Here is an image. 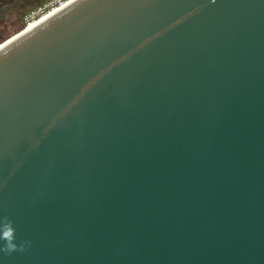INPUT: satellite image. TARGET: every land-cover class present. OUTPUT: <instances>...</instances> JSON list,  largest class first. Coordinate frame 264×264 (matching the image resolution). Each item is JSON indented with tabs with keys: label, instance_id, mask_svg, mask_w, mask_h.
Masks as SVG:
<instances>
[{
	"label": "water",
	"instance_id": "95a60500",
	"mask_svg": "<svg viewBox=\"0 0 264 264\" xmlns=\"http://www.w3.org/2000/svg\"><path fill=\"white\" fill-rule=\"evenodd\" d=\"M5 217L0 264H264V0H75L0 48Z\"/></svg>",
	"mask_w": 264,
	"mask_h": 264
},
{
	"label": "rangeland",
	"instance_id": "374dc122",
	"mask_svg": "<svg viewBox=\"0 0 264 264\" xmlns=\"http://www.w3.org/2000/svg\"><path fill=\"white\" fill-rule=\"evenodd\" d=\"M49 1L50 0H0V43L18 32L24 31L25 15Z\"/></svg>",
	"mask_w": 264,
	"mask_h": 264
},
{
	"label": "clouds",
	"instance_id": "9594fccd",
	"mask_svg": "<svg viewBox=\"0 0 264 264\" xmlns=\"http://www.w3.org/2000/svg\"><path fill=\"white\" fill-rule=\"evenodd\" d=\"M0 241L4 242V245L2 248H0V251L8 254L15 251H23L24 244L27 243V241L20 245L16 243V229L13 226V222L7 217L0 221Z\"/></svg>",
	"mask_w": 264,
	"mask_h": 264
},
{
	"label": "built area",
	"instance_id": "2783aa9c",
	"mask_svg": "<svg viewBox=\"0 0 264 264\" xmlns=\"http://www.w3.org/2000/svg\"><path fill=\"white\" fill-rule=\"evenodd\" d=\"M69 0H50L42 6H39L37 9L32 10L30 13L25 15V27L31 25L36 20H39L44 14L50 11L54 6L62 4Z\"/></svg>",
	"mask_w": 264,
	"mask_h": 264
},
{
	"label": "bare ground",
	"instance_id": "6f19581e",
	"mask_svg": "<svg viewBox=\"0 0 264 264\" xmlns=\"http://www.w3.org/2000/svg\"><path fill=\"white\" fill-rule=\"evenodd\" d=\"M74 1L75 0H69L67 2L62 3L61 5L58 4V5L54 6L52 9H50L49 12H47L46 14H44L39 20H36L31 25L25 27L24 31H22L21 33H19V35H17V36H21L22 34H25L29 30H31L32 28H34L35 26H37L38 24H40L41 22H43L44 20H46L47 18H49L51 15H53L56 12L60 11L61 9H63L64 7H66L67 5L71 4ZM17 36L16 37H13V39L9 40L7 43H5L2 46H0V48H2L3 46H5L6 44H8L9 42H11L12 40H14L15 38H17Z\"/></svg>",
	"mask_w": 264,
	"mask_h": 264
}]
</instances>
